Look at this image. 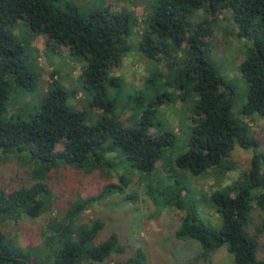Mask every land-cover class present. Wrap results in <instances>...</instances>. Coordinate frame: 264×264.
<instances>
[{"label": "trees", "instance_id": "trees-1", "mask_svg": "<svg viewBox=\"0 0 264 264\" xmlns=\"http://www.w3.org/2000/svg\"><path fill=\"white\" fill-rule=\"evenodd\" d=\"M58 1L0 0V163L15 160L34 166L32 185L12 192L0 189V264H144L142 249L127 259L111 261L113 256L126 254V249L116 233L97 242L105 225L101 221L82 222L88 201H71L68 209L54 216L39 246L23 247L2 228L9 219L17 222L24 215L37 218L50 208L52 191L47 173L53 168L71 166L87 173L90 166L99 171L126 164L156 177L165 153L173 149V132H151L159 125L154 109L170 102L168 94L153 98L150 109L134 126L122 122L109 95L110 89L122 85L120 78L112 75V66L132 51V32L139 20L123 9L113 12L105 8L85 16L74 9L57 8ZM229 11L238 37L250 42L241 65L249 85L241 118L233 113L229 85L207 54L210 30L204 22L196 24L194 20L203 13L208 23H219L218 15ZM18 22L25 23L35 37L46 36L47 45H63L87 62L83 89L91 97L97 122H89L84 112L69 106L68 91L59 85L55 73L50 77L47 98L30 121L6 118L11 80L19 86L33 82L30 56L10 32ZM144 28L140 49L157 64L169 61V76L182 66L178 53L187 47L184 71L199 97L189 124L192 133L187 151L164 164L169 181L175 185L165 205L186 208L182 199L185 185L176 170L204 176L225 164L236 146L252 154L248 170L230 186L211 194L222 218L221 229L207 227L187 214L177 238L198 241L206 259L226 245L235 264H264L259 256V239L264 234V152L259 151L260 141L245 121L255 114L264 118V0H156ZM162 79V75L152 74L146 86ZM125 184L123 179L119 184L105 185L95 201L114 190L125 193ZM154 191L159 197L165 193L149 188V192ZM255 212L261 216L257 225L253 222Z\"/></svg>", "mask_w": 264, "mask_h": 264}, {"label": "rangeland", "instance_id": "rangeland-1", "mask_svg": "<svg viewBox=\"0 0 264 264\" xmlns=\"http://www.w3.org/2000/svg\"><path fill=\"white\" fill-rule=\"evenodd\" d=\"M155 5L156 0H60L56 3L57 8L74 9L85 16L105 8L113 12L123 9L139 20L138 27L132 32V51L120 64L112 66V75L120 78L122 85L117 89H110L109 95L115 102L116 113L122 122L134 126L150 109L153 98L168 94L170 102L164 103L167 104L164 108L154 109L159 125L157 129L152 128L151 132H173V149L165 153L156 177H148L126 164H118L110 170L101 167L99 171L90 166L87 173L71 166L53 168L47 173V183L52 191L50 208L37 218L24 215L17 222L9 219L2 226L17 244L23 247L30 244L41 245L48 222L60 211L68 209L71 201L82 200L88 201L82 222L101 221L105 225L97 242L116 233L126 249V254L113 256L111 261L127 259L138 249H142L146 256L144 264H235L226 245L214 250L210 253V258L206 259L202 256L198 241L178 239L176 233L182 224V218L187 214L207 227L221 229L222 218L211 201V194L230 186L249 169L252 157L250 152L236 146L225 164L204 176L176 170L175 174L181 177L185 185L182 199L186 201V208L179 210L175 206L165 205L166 200L172 196L175 185L169 181L164 166L187 151L192 133L189 124L194 117V107L199 97L185 75L188 55L186 46L183 52L178 53L182 66L170 76L169 61L163 59L157 64L148 60L140 49L139 42L145 30L146 18L152 17ZM218 17L219 23H208L209 18L198 13L194 20L196 24L204 22L205 27L210 30L206 38L207 54L229 85L233 113L241 118L249 93V85L241 72V65L247 57L250 42L238 37L237 26L230 11ZM10 32L30 56L28 67L32 72L33 82H29L27 86H19L11 80L6 118L30 121L47 98L50 77L55 73L59 85L68 91L69 106L75 111L84 112L89 122H97L98 115L91 107V97L83 89L82 73L87 65L83 57L72 55L63 45H47V37H35L25 23H15L10 27ZM152 74H160L163 79L153 86H146V81ZM245 121L250 124L260 141L259 151L264 152V118L255 114ZM62 148L63 145L59 147L60 150ZM33 171V163L25 166L15 160L1 162L0 189L12 192L24 186L29 187L33 184ZM123 179L126 182L125 193L114 190L95 201L105 185L119 184ZM150 187L165 193L159 197L157 191L149 192ZM260 221L261 216L255 212L253 222L257 225ZM250 229L254 232V225ZM259 240V256L264 259V234Z\"/></svg>", "mask_w": 264, "mask_h": 264}]
</instances>
